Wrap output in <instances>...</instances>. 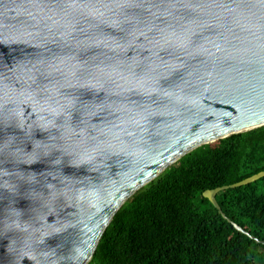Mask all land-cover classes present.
Wrapping results in <instances>:
<instances>
[{"label": "water", "instance_id": "obj_1", "mask_svg": "<svg viewBox=\"0 0 264 264\" xmlns=\"http://www.w3.org/2000/svg\"><path fill=\"white\" fill-rule=\"evenodd\" d=\"M261 127L264 0H0V264H89L134 195ZM263 177L203 198L255 239L216 195Z\"/></svg>", "mask_w": 264, "mask_h": 264}, {"label": "trees", "instance_id": "obj_2", "mask_svg": "<svg viewBox=\"0 0 264 264\" xmlns=\"http://www.w3.org/2000/svg\"><path fill=\"white\" fill-rule=\"evenodd\" d=\"M264 171V127L181 158L115 215L89 264H264V177L216 195L234 229L203 193Z\"/></svg>", "mask_w": 264, "mask_h": 264}]
</instances>
